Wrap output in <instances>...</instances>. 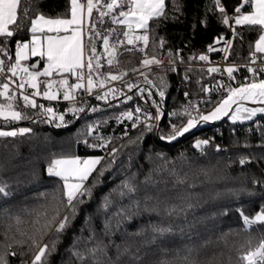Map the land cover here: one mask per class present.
<instances>
[{"label":"trees","instance_id":"obj_1","mask_svg":"<svg viewBox=\"0 0 264 264\" xmlns=\"http://www.w3.org/2000/svg\"><path fill=\"white\" fill-rule=\"evenodd\" d=\"M223 2L221 13L215 0H166L167 18L150 22L147 46L118 47L111 65L100 58L102 67L94 78L109 85L115 80L107 78L108 73L119 80L149 67H144V59L164 55L188 64L201 62V55L217 61L219 54L213 51L231 36L228 60L250 62L263 31L259 26L233 27L232 22L252 5ZM70 7V0H22L17 24L10 27L14 35L0 36L7 65L15 60L18 44L31 42V19L41 14L68 18ZM120 10L127 8L113 9L100 23L94 8L91 23L108 36L110 29L123 32L125 25L112 23ZM88 36L86 32V46ZM93 42L101 57L102 38ZM34 63L36 70L42 69L45 59L31 58L22 65L31 68ZM209 69L151 67L140 77L154 81L171 111L184 105L186 95L205 97L214 90L217 76ZM240 71L245 74V69ZM65 75L69 84L77 82ZM59 79L55 73L40 77L41 92L42 82ZM9 102L25 118L0 120V131L18 133L0 136V264H33L45 245L39 264H248L242 257L264 242V224L244 222L245 216L254 219L264 209V118L245 126L224 122L180 144L165 145L143 128L126 132L117 125L114 109L97 102L53 103L55 119L45 111L47 103L38 101L44 107L33 108L25 106L21 96L12 101L0 96V104ZM214 107L208 105L206 112ZM184 123L177 120L176 129ZM96 124L105 136L96 135ZM21 128L30 131L20 134ZM161 133L171 134L167 123ZM198 136L215 143L197 146ZM89 155H99L100 164L85 183L88 191L69 205L63 180L50 175L48 168L55 159ZM65 217V228L57 231Z\"/></svg>","mask_w":264,"mask_h":264},{"label":"snow or ice","instance_id":"obj_2","mask_svg":"<svg viewBox=\"0 0 264 264\" xmlns=\"http://www.w3.org/2000/svg\"><path fill=\"white\" fill-rule=\"evenodd\" d=\"M22 0H0V36L12 37L14 32L9 30L10 25L17 24L18 6ZM71 3V18H46L44 15H39L31 19L30 32L32 33L31 42L21 43L17 45L15 53V63L8 66V71L13 77L17 76L18 73H22L20 79L21 83L17 87L21 90L27 85L29 88L34 89L31 95H24L21 93V97L25 103V106H31L33 108L40 107L43 105H37L35 99L32 97L42 95L47 100L57 99V91H53L54 85L57 83L59 87L63 89V99L71 100L74 99V94L77 89L85 88L86 78V91L91 93L95 86L93 79V73H95L102 65L100 64V54L96 52V46L93 42L95 37L102 38L105 52L111 59H108L107 63L111 65L116 54V45L113 44L110 47V41L108 35L102 33L96 29L95 23H90L93 19V9L99 11L100 23H103V17L112 12L113 9L120 10L118 15L112 17V23L125 25L127 31H123L122 35L126 38L128 45H133L137 41H143L144 45L148 44L147 30L152 26L150 22L158 23L160 18H167V12L165 11L166 0H111L107 2L105 0H86L85 3H81L80 0H70ZM239 3V0H238ZM245 3L254 5V11L248 12V14H239L235 17L236 25H250L259 26L261 31H264V0H245ZM215 4L219 8L221 13L225 12V9L220 4V0H215ZM106 7L108 12L100 11V8ZM241 7L235 9L237 13H241ZM247 11V10H246ZM27 10H25V15ZM122 18V19H121ZM225 24L229 23L228 17H224ZM88 25L87 31L88 45L86 46L83 42V33L85 26ZM145 30L144 35H134L135 30ZM110 32H114L115 29H110ZM47 33H55L56 35H48ZM64 33V35H61ZM70 33V34H69ZM38 34H44L43 36ZM2 43V41H0ZM116 43L123 45L125 40H116ZM163 44V41H161ZM214 50L210 48V51ZM87 52V55H86ZM255 53H264V34L259 35L258 40L255 44ZM255 53L251 56V62H256ZM29 55L32 57H40L41 59L46 58L47 63L43 67L42 71L36 70L31 71L29 67L22 66L21 62L28 60ZM201 60H206L207 57L201 55ZM5 61L0 60V71H3V65ZM145 65L151 63H158L154 58L152 60H144ZM32 69L36 68V64L31 65ZM210 72L219 71L217 68L209 69ZM225 71L231 75L235 69L229 67ZM249 72L264 73V68L253 69L249 68ZM61 77L59 81L49 80L44 81L45 90L41 93L39 77H52L53 74ZM65 74H70L76 77V83L69 84V80ZM111 80H116L119 77L107 74ZM104 81L100 80L99 85L103 87ZM3 91H0V96L5 97L7 100L12 101L16 99L15 95H9V84L3 83L0 85ZM131 88V85H129ZM114 91V90H113ZM107 95V94H105ZM163 96V92L160 93ZM104 97L97 96V99ZM251 100L253 103H264V79L259 82H251L242 84L240 87L229 88L226 99L208 115H200V120L208 121L220 119L221 116H226L232 105H237L235 112L231 116L233 121L238 119H251L256 116L257 113H264V107L261 108H247L238 101ZM45 111L49 114L50 119H55V113L52 108H46ZM139 111V109H137ZM241 113H246L245 116L241 117ZM128 118L131 119L132 114L128 113ZM0 116L7 120H20L25 118L21 111L13 110V104L9 102L7 105L0 104ZM59 120L63 121L64 116L60 115ZM196 125L195 118H189L186 125L179 131L174 132L173 135L169 136V139H174L176 136L183 135L188 132L190 128ZM173 129L176 128L172 125ZM30 129L22 128L19 130L20 134L29 132ZM17 131H0V136H16ZM203 143H207L204 141ZM199 146V145H197ZM245 161H241L244 163ZM99 163V158L85 160L83 162L77 158L70 159H55L51 162L48 173L53 176L60 177L64 181V188L66 189V195L68 204L72 205L77 195H84L88 189L85 188L83 181L95 169V166ZM74 179L76 182L70 183L69 180ZM4 192V188H0V193ZM74 207V205H73ZM68 221V217L58 225L57 231H62L65 228V224ZM245 224L251 225L253 223L264 224V209H262L254 219L244 217ZM48 246L40 248L39 254L35 256L33 264H39L42 258L46 255ZM242 259L246 260L248 264H264V242L261 243L259 248L254 252H249ZM6 264V262H5Z\"/></svg>","mask_w":264,"mask_h":264},{"label":"built area","instance_id":"obj_3","mask_svg":"<svg viewBox=\"0 0 264 264\" xmlns=\"http://www.w3.org/2000/svg\"><path fill=\"white\" fill-rule=\"evenodd\" d=\"M82 3L86 4V0H82ZM220 4L225 9V3L223 2V0H220ZM231 40L232 36L228 40L224 41V45L218 46L213 51V54H219V59L217 61L206 59L202 60L201 62L188 64L178 62L169 55H164V57L156 60L158 61V63H153L146 69L138 70L131 75L123 77L122 79L112 81L111 83H109V85H105L102 88L95 87L92 89L91 93L85 90L87 87L85 78V88L78 89L76 91L77 94L74 96V99L71 100L63 99V93L60 94L55 100H47L42 95L32 98L35 99L36 102L40 101L47 103V108H49L53 103L67 104L68 102L72 103L81 101L97 102L104 106H111V108L114 109L117 125H122L126 132L131 129V132L134 133L138 131V129L143 128L152 133L156 138H158L156 131L160 127L161 133L163 124L167 123L168 129L171 131L170 135H173L174 132L179 131L187 123L189 118H198L200 115L206 113L208 105H218L222 101V99L228 95L229 88H236L241 84L258 82L264 79V73H252L248 71L249 68H264L263 58L257 57L255 63H252L251 60L248 63H234L228 60ZM0 60H4V58L1 56V53ZM13 63H15V60L10 64ZM9 65H7L5 61L4 65L2 66L4 70L0 71V85H2L3 83L9 84L10 96H21V93H23L24 95H31V93L35 90L29 88L27 85H25V88L23 90L17 87V85L22 82L20 79L22 73H18L17 76L13 77L12 74L8 71ZM186 66H199L210 69H219V71L213 72L217 76V83L214 86V90L208 93L207 96L190 97L186 95L185 102L183 103L184 105L182 107H180L179 109H172L171 111H168L165 104L163 103V96L160 95V92L159 90H157L154 81L146 80V78H142L140 76L144 74L143 72L145 70L150 69L151 67H166L172 70H177ZM229 67L235 69V71L231 75H229L225 71V69ZM241 68L245 69V74L241 73ZM129 85H131V88H129ZM0 91H3V89L0 88ZM154 93L158 95L160 104L164 106L166 112L165 120L161 126L160 124L163 119V110L160 104L156 102ZM98 95L104 98L97 99ZM137 109H139V111H137ZM128 113L132 114L131 119L128 118ZM177 120L179 122L185 121V123L181 125L179 129H176ZM172 125H175L176 128L173 129ZM95 132L99 137L105 136L103 134V128L99 127V124H96ZM194 141L202 142V145H210V143H215L214 139L210 137L204 138L198 136L195 137ZM204 141H207V143H203Z\"/></svg>","mask_w":264,"mask_h":264},{"label":"water","instance_id":"obj_4","mask_svg":"<svg viewBox=\"0 0 264 264\" xmlns=\"http://www.w3.org/2000/svg\"><path fill=\"white\" fill-rule=\"evenodd\" d=\"M241 85H239L237 87H240ZM154 96H155L156 102L158 104H160V99H159L158 95L156 93H154ZM226 98H227V96L224 97L223 99H226ZM238 103L239 104H242L244 107H247V108H261V107H264V103H259V102L253 103L251 100L238 101ZM218 105H216L213 109L209 110V112H206V113H204L202 115H208V114H210L212 111H214V109ZM160 106H161V108L163 110V115H162V118L163 119H162L161 124H160V126H161L163 124L164 120H165V114H166V112H165L164 106L162 104H160ZM236 107H237V105H235V104L232 105V108L229 110L228 115L221 116L220 119L202 121V120H200V116L198 118H195L196 125L194 127L190 128L188 132H185L183 135L176 136L174 139H169V137L165 138L164 136H162L161 133H160V127H159L158 130L156 131L158 140L160 142H162L163 144H165V145H167V144L168 145H177V144H180L184 139H186V138L194 135L197 131L205 130V129H209V128H216L218 126L223 125L224 122H229L232 126H237V125H243V126H245V125H252V123L256 122L260 118H264V113H257V115L254 116V117H252L251 119H243V118H241V119H238L236 121H233L231 119V116L235 112ZM245 115H246V113H241V117H243ZM201 144H202V142H198V145H201Z\"/></svg>","mask_w":264,"mask_h":264},{"label":"rangeland","instance_id":"obj_5","mask_svg":"<svg viewBox=\"0 0 264 264\" xmlns=\"http://www.w3.org/2000/svg\"><path fill=\"white\" fill-rule=\"evenodd\" d=\"M110 2H111V0H110ZM109 2V3H110ZM71 8V7H70ZM69 18V17H68ZM91 23V22H90ZM85 30H86V32H88L87 31V28H88V25L87 26H85ZM119 31V30H118ZM125 31H127V29L125 30ZM48 35H56L55 33H47ZM64 34V33H63ZM38 35H41V36H43L44 34H38ZM134 35H144V34H142V32L140 31V32H137V30H135L134 31ZM109 41H110V47L113 45V44H115L116 45V54H117V48L118 47H120V48H122L123 46H126V47H136V46H138V47H141V46H143L144 45V42L143 41H137V42H135L133 45H128L127 43H126V38L122 35V31L121 32H116V30L114 31V32H110V34H109ZM114 38V41L112 42L111 41V38ZM117 39H119V40H125V43L123 44V45H120V44H118V43H116V40ZM29 44H30V42H28ZM102 48H103V53H102V55H101V57L100 58H102V60H104V63L105 64H107V66H108V63H107V61H108V59H111V57H109L108 55H107V53L105 52V49H104V46L102 45ZM116 54H115V57H116ZM32 58V56L31 55H29V59L28 60H25V61H22L21 63L23 64L24 62H28L30 59ZM46 59V58H45ZM144 60H151V59H148V58H146V59H144ZM143 60V61H144ZM47 61V60H46ZM47 63V62H46ZM46 63L44 64V66L46 65ZM147 66H150V64H148V65H145L144 64V67H147ZM28 67V66H27ZM29 69L31 70V71H36V69H31L30 67H29ZM37 70H39V71H42L43 70V68L42 69H37ZM98 77L97 76V74L96 75H94L93 76V79H95L96 77ZM95 77V78H94ZM42 78V77H41ZM107 78H108V76H107ZM98 79V80H97ZM97 79H95V86L93 87V88H102L100 85H99V81L100 80H102V78L101 79H99V78H97ZM104 86V85H103ZM60 90H63L62 88H60L59 87V84L58 85H54V87H53V91H57V93H59L60 92ZM78 90V89H77ZM76 90V91H77ZM77 93L75 92V94H74V96L76 95ZM8 104V103H7ZM7 104H5V105H7ZM13 110H15V111H18L17 109H15L14 107H13ZM0 120H2V121H6L2 116H0ZM7 121H11V120H7ZM22 129V128H21ZM12 131H17V130H12ZM18 132H19V130H18ZM70 158H77V157H74V156H68V157H63V159H70ZM79 159H80V161L81 162H83V161H85V160H91V159H96V158H99V162H100V160H101V158H100V156L99 155H89V156H83V157H78ZM60 159H62V158H60ZM99 164L100 163H98L96 166H95V169L92 171V173L88 176V178L85 180V181H83V184H84V186H85V183L91 178V175L96 171V169H97V167L99 166ZM58 178H60V177H58ZM64 182V181H63ZM69 182L70 183H73V182H76L74 179H70L69 180ZM65 192H66V189H65ZM79 195V194H78ZM77 195V196H78ZM67 196V195H66ZM38 254H39V252H38Z\"/></svg>","mask_w":264,"mask_h":264},{"label":"crops","instance_id":"obj_6","mask_svg":"<svg viewBox=\"0 0 264 264\" xmlns=\"http://www.w3.org/2000/svg\"><path fill=\"white\" fill-rule=\"evenodd\" d=\"M245 1V0H244ZM80 2L82 3V0H80ZM18 8H19V6H18ZM19 11V10H18ZM251 11H254V5H252V9H251ZM248 12H250V11H248ZM248 12L247 13H241V14H248ZM239 15V14H238ZM237 16V15H236ZM236 16H234V17H236ZM69 18H71V14H70V16H69ZM122 19V18H121ZM12 25H10L9 26V30H10V27H11ZM87 26V25H86ZM232 26L234 27V26H248V25H236L235 24V18H234V21L232 22ZM126 27V26H125ZM127 28V27H126ZM86 28H84V33H83V42H84V44L86 45V30H85ZM139 31H143V29H140V30H137V32H139ZM70 34V33H69ZM263 34H264V31H263ZM61 35H64L63 33H61ZM258 40V39H257ZM256 44V42L254 43V45ZM258 56H259V58H263L264 59V53H256ZM86 55H87V52H86ZM38 57V56H37ZM37 57H32V58H37ZM45 59V58H44ZM47 61H46V59H45V63H46ZM38 80L40 81V77L38 78ZM40 90H41V86H40ZM42 93V92H41ZM59 96V94L57 93V97Z\"/></svg>","mask_w":264,"mask_h":264}]
</instances>
